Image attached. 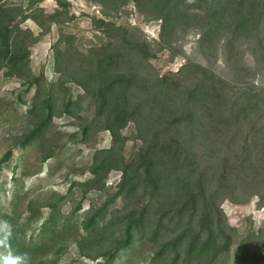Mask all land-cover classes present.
I'll return each instance as SVG.
<instances>
[{
	"label": "trees",
	"instance_id": "1",
	"mask_svg": "<svg viewBox=\"0 0 264 264\" xmlns=\"http://www.w3.org/2000/svg\"><path fill=\"white\" fill-rule=\"evenodd\" d=\"M38 1L42 0L22 4L0 0V72L27 80L36 89L24 114L16 110L8 119L21 124L24 132L1 158L0 168L19 153L25 160L21 174H27L32 155L28 151L33 153L47 142L57 114V81L48 79L43 84V78L30 70L27 38L33 33L21 28L28 19L40 27L41 35L59 26L53 45L55 71L62 74L72 61L82 68L75 80L95 111L83 128L82 141L90 143L92 135L106 131L111 144L92 154L87 175L70 179L66 193L49 190L30 199L26 222L18 227L14 223L22 213L13 205L17 216H4L12 226V250L27 252L30 264L57 263L70 241L82 256L71 264H88L82 258L91 264H145L141 250L148 245L156 250L147 264H264V226L256 229L250 221L240 234L222 207L226 200L246 203L254 196L258 208H264V84L254 83L264 74V0H251L248 6H243V0H227L207 17L198 46L212 48L224 29L232 78L191 59L174 74L124 71L133 61L148 65L165 46L147 41L135 28L100 19L94 23L106 33L111 52L73 56V36L61 28L75 18L70 3L56 0L58 9L50 11L36 7ZM89 1L107 5L119 0ZM137 1L149 5L154 18L164 21L162 36L171 39L177 24L171 0ZM248 37L256 38L257 47L251 68L242 53L235 52L237 43ZM77 107L71 97L64 109L72 113ZM130 140L139 144L128 153ZM49 159L55 160V169L61 166L60 156ZM19 167L14 168L16 173ZM113 172L120 177L110 193L108 180ZM76 188L84 192L77 202ZM94 191L106 194L105 202L75 223L83 201ZM27 195L20 191L16 197L25 201ZM118 201L136 208L125 215L112 214L110 208ZM69 202L72 209L64 216L63 206ZM39 221L37 235L28 238L29 225ZM53 244H58L55 258H45Z\"/></svg>",
	"mask_w": 264,
	"mask_h": 264
},
{
	"label": "rangeland",
	"instance_id": "2",
	"mask_svg": "<svg viewBox=\"0 0 264 264\" xmlns=\"http://www.w3.org/2000/svg\"><path fill=\"white\" fill-rule=\"evenodd\" d=\"M233 1L237 2L238 0ZM250 1L243 0V6H248ZM8 2L22 4L25 3V0H8ZM68 2L75 18L73 21L62 25L61 28L67 34L73 36V56L82 57V55L86 56L89 53L100 52L103 54L111 52L110 47L107 46L108 37L105 35L106 33L96 29L94 20L100 19L115 24L117 27L135 28L138 35H144L147 41H158L165 46L164 50L158 52L156 58H153L148 65L139 60L133 61L124 66V71L136 73L150 69L161 75L174 74L191 59L194 62L210 66L221 77L232 78L231 69L227 65V50L224 47L226 38L224 29L221 28L216 35L212 48L198 46V41L207 27L205 23L208 21L209 14L213 15L215 11H218L225 3L230 1L171 0L170 7L177 16V24L174 26L175 30L171 39H168L166 34L162 36L164 21L155 19L152 10L148 8L149 5L146 6L140 1L119 0L107 5L93 3L89 0H68ZM37 6L50 11L58 9L56 0L38 1ZM21 28L24 31L29 30L33 33V37L29 36L27 38L31 52L29 57L31 73L34 76L42 77L41 82L43 84H46L45 80L48 79L57 81L55 87L57 114L49 131L47 142L33 153V150L28 151V154L32 155L28 160L30 164L26 168L29 171L27 174H21V167L25 164V160L20 157L19 153H15L9 163L0 168V222H6L7 225L11 226V223L4 216L16 217L18 213L14 214L12 209L13 205L17 204L18 211L22 213L21 219L19 218L14 223V226L17 227L26 222L29 213L25 211V208L30 199L41 192L47 194L49 190L66 193L71 188L70 179L87 175L92 154L96 150L108 147L111 144L110 135L106 131H99L92 135L90 143L82 141L83 128L91 122L95 111L89 105L83 88L75 80V78L80 77L82 68L72 61V64L68 65V69L62 74L55 71L54 66L57 65V62L53 45L59 37V26L53 25L47 34L41 35L40 27L31 19H28L21 24ZM258 31L260 32V30ZM39 35V39L35 41V37ZM255 39V37L242 38L235 48L236 53H242L241 55L245 57L247 68H251V64L254 67V53L257 50ZM252 76H249V78L254 81ZM24 81L27 80L9 77L0 72V160L4 154L14 147L16 138L24 132V127L21 124L8 122L14 111L17 110L19 114H24L35 94L36 89L30 87ZM61 83L64 85H61ZM254 83L256 86L264 84V74L260 78L256 77ZM71 97L73 102H78L79 107L73 110L71 108L72 113H67L64 106ZM138 144V141L130 140L127 144L128 153ZM55 155L60 156L62 159L61 166L58 169H55V160L49 159ZM16 166H20L17 173L14 170ZM39 170L41 171L39 172ZM119 177V172L111 174L108 180V191L110 193L115 191L114 186ZM13 178H18V181H14ZM20 191L28 194L25 201L16 197ZM74 193L77 202L82 199L84 192L76 188ZM89 194L90 196L83 201L82 210L79 212L75 223H80L89 211L101 206L106 200V194L104 193L100 195L94 191ZM257 201L258 198L253 196L246 203H242L240 200H226L223 203L222 207L228 217L229 224L238 227L240 234L245 233L250 221L254 222L256 229L264 226V208L259 209ZM135 208V204L127 205L118 201L110 208V212L125 215ZM71 209L72 204L70 202L66 203L61 213L68 216ZM42 212L43 216L46 217L49 210L45 207ZM40 225L41 221L29 225L28 238L31 234L37 235ZM57 245L48 247V252L44 253L45 258L48 257L52 260L55 258L54 253ZM66 250L55 264H71L73 261L81 259L82 256H80L77 244L73 241L68 243ZM154 250L156 248L149 245L141 250L145 264L148 263ZM40 257L36 260H39ZM82 259L88 264L92 263L91 260Z\"/></svg>",
	"mask_w": 264,
	"mask_h": 264
},
{
	"label": "clouds",
	"instance_id": "3",
	"mask_svg": "<svg viewBox=\"0 0 264 264\" xmlns=\"http://www.w3.org/2000/svg\"><path fill=\"white\" fill-rule=\"evenodd\" d=\"M11 239V226L0 222V264H30L31 257L27 252L16 253L12 250Z\"/></svg>",
	"mask_w": 264,
	"mask_h": 264
}]
</instances>
